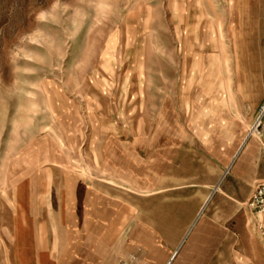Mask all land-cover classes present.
I'll list each match as a JSON object with an SVG mask.
<instances>
[{
    "label": "rangeland",
    "instance_id": "obj_1",
    "mask_svg": "<svg viewBox=\"0 0 264 264\" xmlns=\"http://www.w3.org/2000/svg\"><path fill=\"white\" fill-rule=\"evenodd\" d=\"M263 106L264 0H0V264H233Z\"/></svg>",
    "mask_w": 264,
    "mask_h": 264
},
{
    "label": "crops",
    "instance_id": "obj_2",
    "mask_svg": "<svg viewBox=\"0 0 264 264\" xmlns=\"http://www.w3.org/2000/svg\"><path fill=\"white\" fill-rule=\"evenodd\" d=\"M243 101L246 103L247 101L250 103L251 107H255L256 103L251 93L242 89ZM264 111V106H263ZM223 128V134L226 137L232 136L234 134L235 124L231 123V120L227 118V116L222 117L219 121ZM261 143L259 139L245 137L240 147L234 154L233 160L231 164L221 178V183L226 179V183L223 189L218 187V190L221 192L222 198H226L228 200H234L229 193L241 194L248 193L251 185L257 180H264V159L262 157L261 151ZM255 187V186H254ZM254 187L252 186V190L244 203L245 215L237 218L235 227L239 232V238L235 240L227 239V244L238 246L241 251H235L234 255L231 258L233 260V264H264V241L257 234L255 226H254V217L250 213L247 208L248 200L253 192ZM212 204L211 210L209 211L206 218L208 220H212L215 222V193H210L206 198L204 205ZM93 204L90 202V205L87 207L90 209ZM198 216H205L204 212H201ZM246 216V217H245ZM229 220L230 218H224ZM197 221V220H196ZM195 222L191 226V228L186 232L185 237L182 241V246H185V249L181 253V261H185L187 264L192 261H198L204 258V251L206 247L198 243V236L202 232L201 229L197 230V233H193V226ZM227 230L231 231L229 228ZM233 236L238 237L236 232H232ZM215 235V234H214ZM213 235V236H214ZM219 242L220 239H217L216 242ZM166 246V245H165ZM230 248V246L228 247ZM166 250L165 249H157L155 246L148 251L149 261H153L155 263L162 264L163 260L166 258ZM167 264V263H166Z\"/></svg>",
    "mask_w": 264,
    "mask_h": 264
},
{
    "label": "built area",
    "instance_id": "obj_3",
    "mask_svg": "<svg viewBox=\"0 0 264 264\" xmlns=\"http://www.w3.org/2000/svg\"><path fill=\"white\" fill-rule=\"evenodd\" d=\"M261 124L262 121L259 122L257 128H259ZM247 208L254 217V226L257 234L264 241V180L255 185L250 199L248 200Z\"/></svg>",
    "mask_w": 264,
    "mask_h": 264
},
{
    "label": "bare ground",
    "instance_id": "obj_4",
    "mask_svg": "<svg viewBox=\"0 0 264 264\" xmlns=\"http://www.w3.org/2000/svg\"><path fill=\"white\" fill-rule=\"evenodd\" d=\"M253 134V133H252Z\"/></svg>",
    "mask_w": 264,
    "mask_h": 264
}]
</instances>
